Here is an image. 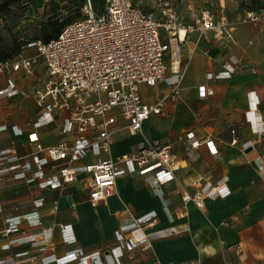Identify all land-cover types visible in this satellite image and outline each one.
Segmentation results:
<instances>
[{
  "label": "crops",
  "instance_id": "0c3cea01",
  "mask_svg": "<svg viewBox=\"0 0 264 264\" xmlns=\"http://www.w3.org/2000/svg\"><path fill=\"white\" fill-rule=\"evenodd\" d=\"M5 1L9 0H0V13ZM26 5L34 11L38 2L30 0ZM38 10L36 15L43 13L44 4ZM246 11L226 14L236 22L232 41L215 39L212 32L186 34L180 46L182 66L189 65L182 100L168 101L163 113L144 123L143 133L132 134L118 115L121 129L114 135L110 157L135 153L150 141L170 144L178 160L176 179L159 185L151 174H126L119 177L112 196L94 205L85 182L87 174L78 183L61 186L57 171L48 166L46 177L54 176L56 186L42 187L40 180H28L32 173L28 178H17L14 169L3 173L0 264H58L44 263L43 256L64 250L62 225H71L74 245L86 253L123 245L142 236L135 225L142 216L155 218L146 228L151 243L127 251L124 264H264V134L258 132L255 120L256 114L264 115V21L260 27L242 22ZM2 33L0 30V43ZM34 69L35 77L14 76L19 88L28 91L37 78L47 77L43 58L37 57ZM225 70L231 75L210 76ZM203 85L214 93L202 98L199 87ZM140 90L146 103L155 104L169 87L160 82L156 87L142 85ZM251 91L260 101L257 112L250 109ZM1 126L5 128L0 129V151L14 148L19 156L35 150L30 140L33 132L46 146L74 140L73 134L63 131L62 118L40 110L32 96L0 95ZM188 132L201 142L197 148L191 149ZM233 138L237 144H232ZM97 160L89 155L85 162ZM14 164L2 159L0 170ZM197 178L226 184L231 194L207 199L203 209L186 203L182 195L195 192L192 182ZM40 197L45 198L41 208L36 205ZM56 202L58 208L54 209ZM35 211L40 213V223L24 221L20 231L4 234L9 220ZM47 228H53L54 238L42 253L37 246Z\"/></svg>",
  "mask_w": 264,
  "mask_h": 264
},
{
  "label": "built area",
  "instance_id": "2783aa9c",
  "mask_svg": "<svg viewBox=\"0 0 264 264\" xmlns=\"http://www.w3.org/2000/svg\"><path fill=\"white\" fill-rule=\"evenodd\" d=\"M102 2L101 14L97 13L94 0H85L83 16L64 25L57 36L48 42L42 39L30 41L26 47L36 48L37 55H26L20 51L0 58V95L32 96L40 110L61 117L63 131L74 135L73 141L64 140L46 146L33 132L30 140L35 150L29 155L19 156L14 148L0 151V160L7 158L15 163L1 169L0 178L3 173L14 169L18 171L17 178H28L27 174L32 173L29 181L40 180L41 186L47 187L56 186L54 176L46 177L48 166L57 171L61 186L78 183L81 175L87 174L85 182L94 205L112 196L119 177L126 174H151L159 185L176 179L178 160L170 144L150 141L135 153L124 154L118 159L110 157L114 135L121 129L118 115L126 120L125 127L132 134L143 133L144 123L153 115L163 113L168 101L182 100L183 81L189 65L182 66L180 46L186 40V34L212 32L215 39L232 41L236 22L226 14L216 16L209 8H204L194 14L191 23H186L176 8L175 0H154L156 6L148 10L142 9L134 0ZM241 21L260 27L264 21V8L247 9ZM182 31L185 32L183 36ZM38 56L44 59L47 77L37 78L30 90H22L14 76L21 73L35 77L34 64ZM169 70L171 76H167ZM211 74L230 76L231 71ZM160 82L168 85V92L157 103H146L141 86L156 87ZM213 93L206 85L199 87L202 98ZM248 95L250 109L257 112L259 98L254 91ZM255 120L258 132L264 134V115L256 114ZM187 138L191 149L201 144L195 140L193 132H188ZM237 141L233 138L232 144H237ZM89 155L98 160L85 162ZM192 183L195 192L186 191L182 199L199 209L205 207L207 199H223L231 194L226 184L204 182L202 178ZM36 205L43 207L45 198L37 199ZM53 208H58L57 202ZM24 221L40 223V213L35 211L9 220L4 234L20 231ZM154 223L153 216L139 217L135 225L142 236L92 253L74 245L71 225L59 226L64 237V250L44 255L43 262L124 264L122 260L127 251L150 245L151 238L146 228ZM53 231V228L43 231L37 246L39 252L48 250L53 242Z\"/></svg>",
  "mask_w": 264,
  "mask_h": 264
},
{
  "label": "rangeland",
  "instance_id": "374dc122",
  "mask_svg": "<svg viewBox=\"0 0 264 264\" xmlns=\"http://www.w3.org/2000/svg\"><path fill=\"white\" fill-rule=\"evenodd\" d=\"M30 0H9L0 13V24H3L0 43V57L23 51L24 54H38L36 48H27V44L35 39H43L44 35L61 29L64 25L83 16L84 0H35L34 11L26 2ZM96 8L97 13L103 12L104 3ZM146 10L156 6L154 0H134ZM259 3L258 0H250ZM248 0H175L176 8L186 23H191L199 10L209 8L216 16L235 14L243 9ZM253 2V3H254ZM33 4V3H32ZM44 4L43 13H39V5ZM41 8V7H40ZM172 74H167L171 76Z\"/></svg>",
  "mask_w": 264,
  "mask_h": 264
},
{
  "label": "trees",
  "instance_id": "16d2710c",
  "mask_svg": "<svg viewBox=\"0 0 264 264\" xmlns=\"http://www.w3.org/2000/svg\"><path fill=\"white\" fill-rule=\"evenodd\" d=\"M6 2L7 1H5V3L4 4H2V8L5 6V4H6ZM84 2H85V0H84ZM94 2H95V5H96V7H98L99 6V4L101 3V1L100 0H94ZM254 2V1H253ZM252 1H250V2H247V4H246V6L244 7L245 9L247 8V9H259V8H264V1H258L259 3H253ZM243 8V9H244ZM62 29V28H61ZM61 29H56L53 33H49V34H47V35H44V37H43V41H45V42H48V41H50L53 37H55V36H57L59 33H60V31H61ZM11 56V54H8V55H4V56H2V57H0V58H7V57H10Z\"/></svg>",
  "mask_w": 264,
  "mask_h": 264
},
{
  "label": "bare ground",
  "instance_id": "6f19581e",
  "mask_svg": "<svg viewBox=\"0 0 264 264\" xmlns=\"http://www.w3.org/2000/svg\"><path fill=\"white\" fill-rule=\"evenodd\" d=\"M184 33H185V32H184V31H182V36L184 35Z\"/></svg>",
  "mask_w": 264,
  "mask_h": 264
},
{
  "label": "water",
  "instance_id": "95a60500",
  "mask_svg": "<svg viewBox=\"0 0 264 264\" xmlns=\"http://www.w3.org/2000/svg\"><path fill=\"white\" fill-rule=\"evenodd\" d=\"M251 149H249L248 151H250Z\"/></svg>",
  "mask_w": 264,
  "mask_h": 264
}]
</instances>
